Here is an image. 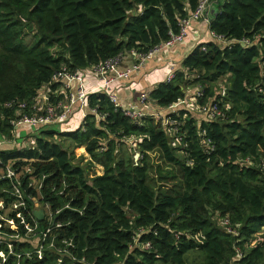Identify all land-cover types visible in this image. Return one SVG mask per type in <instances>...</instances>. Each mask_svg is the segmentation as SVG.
Listing matches in <instances>:
<instances>
[{
    "label": "trees",
    "instance_id": "1",
    "mask_svg": "<svg viewBox=\"0 0 264 264\" xmlns=\"http://www.w3.org/2000/svg\"><path fill=\"white\" fill-rule=\"evenodd\" d=\"M197 2L0 0V133L14 131L16 111L7 101L28 102L63 67L81 70L131 49L147 52L176 34ZM208 27L234 42L196 45L147 100L165 109L197 86L196 103L215 105V118L197 120L179 108L166 114L170 125L152 115L132 122L96 91L87 95L88 108L104 118L89 111L74 130L41 129L32 146L0 149V167L16 160L45 174L40 201L59 210L53 221L60 226L50 236L57 245L73 244L75 259L62 256L61 264H264V0H223ZM29 33L35 39L25 43ZM127 138H134V151ZM82 147L86 166L74 163V149ZM6 187L0 180V190ZM5 195L0 191L7 203ZM223 218L236 234L222 229ZM31 248L22 242L14 250ZM57 256H22L19 263L56 264ZM17 261L9 254L3 264Z\"/></svg>",
    "mask_w": 264,
    "mask_h": 264
},
{
    "label": "built area",
    "instance_id": "2",
    "mask_svg": "<svg viewBox=\"0 0 264 264\" xmlns=\"http://www.w3.org/2000/svg\"><path fill=\"white\" fill-rule=\"evenodd\" d=\"M212 2L213 0H198L195 8L185 18L179 20V31L176 34H170L167 40L153 46L147 52L140 53L134 49L126 51L136 58L131 67L121 68L124 52H120L97 64L91 65L101 83L102 91L99 92H103L114 107L119 108L123 115L132 122H139L143 116L150 115L144 113L141 109V106L148 103L147 93L140 95V98H138V106H123L119 102L115 91L111 89V82L115 79L127 78L131 72L139 70L145 60L154 56L155 53L182 42L193 20L202 18L208 23L209 18L207 14L211 11ZM210 34L214 42L218 44L228 45L234 42V40L227 39L212 31H210ZM240 42L248 44L249 40L244 38ZM174 74L175 72L172 70L168 74L166 81H170ZM50 85H54L53 88ZM201 94L200 88L197 87L190 97L192 98V105L195 108L192 105L188 107L194 108L200 114L201 118H215L220 114L219 109L215 105H200L196 103L195 98ZM87 95L88 93L84 89L80 70L70 71L65 67L61 68L51 76L50 83L41 87L37 95L28 102L12 99L5 103L6 107L16 111L14 119L10 120V124L14 129V138L18 139L20 130L27 127H30L29 130L32 128L36 129L31 131H39L45 129L43 128L44 126H50L48 128H51L52 125L66 123L72 118L73 112L77 107L87 108L88 112H94L97 119L104 118L102 115L96 114L94 109L90 110L88 108ZM180 103L181 105L183 103L186 104L184 99H178L177 102L165 109L169 110V113L175 112L177 110L176 105ZM152 116L161 118L164 125L171 124V121L167 120L166 114L164 116H160L159 114ZM82 121L83 119H81L80 124ZM30 139L32 140L31 144H33L34 138L30 137ZM16 143L19 145V148L29 146H26L22 141ZM16 162L18 161L11 160L0 167V180L7 181V187L2 188L0 191L5 193V197L9 199L6 203L4 196H0V245L3 246V249L0 250V264L6 261L9 254L16 256L18 259L16 264H20L19 259L22 256V259L27 260L33 258L40 259L47 252L58 254L56 264L62 263V256H67L71 260H74L75 257L69 250V247L73 246L72 241L63 239L61 240V244L57 245L54 242V238L50 236L52 226H60L59 222L55 223L53 221L54 213H57L59 210L52 211L50 210L48 202L40 201V191L45 174L35 175L29 163L15 165ZM65 207H68V205ZM7 209H9L8 212ZM37 209H42L43 211L42 220H46L48 223L45 227H41L39 224L40 221L33 215V210ZM10 213H15V218H10ZM220 224L222 225V229L227 233L236 234L235 229L230 226L227 219H221ZM22 242H28L32 248L22 253L15 252V246ZM143 247L148 249L150 248V244L146 242L143 244ZM241 254V251L237 250L236 257H240Z\"/></svg>",
    "mask_w": 264,
    "mask_h": 264
},
{
    "label": "crops",
    "instance_id": "3",
    "mask_svg": "<svg viewBox=\"0 0 264 264\" xmlns=\"http://www.w3.org/2000/svg\"><path fill=\"white\" fill-rule=\"evenodd\" d=\"M219 2L220 0H213L211 4V11H209L207 14L208 18H210L213 11L217 9V5L220 4ZM208 23L205 22L202 18L193 20L182 42L176 43L169 48H165L160 52L155 53L154 56L145 60L143 66L139 70L131 72V74L127 78L113 80L111 82V89L115 91L119 102L123 106H138V98H140V95L142 93H148L155 86H157L158 83L166 81L168 74L172 70L175 72L176 70L182 69V60L191 51L192 48L201 43L209 41L214 42V39L210 34ZM135 59L136 58L134 56L130 55L127 52H124V58L121 64V68L131 67ZM80 72L82 75L84 89L87 93L102 91L100 80L93 70L92 66L83 68L80 70ZM196 89L197 86L189 87L186 92V96L183 99L185 100L187 98L189 100H192L190 96L195 92ZM182 105L181 103L176 105V109L184 108L191 111L190 109L192 108L185 107L184 103ZM192 107H194V105H192ZM141 109L144 111V113L150 115L159 114L160 116H164L165 114L169 113V110L161 108L151 101L141 106ZM87 113V108L77 107L73 112L72 120H75L80 125L81 119H83ZM76 122H73V124H76ZM70 123L71 121L69 119L66 123H63V125L70 126ZM77 127H75L74 129H76ZM62 131L69 130L65 129ZM82 149L84 148L82 147ZM96 172L97 174H100L102 172L101 166H95V173Z\"/></svg>",
    "mask_w": 264,
    "mask_h": 264
},
{
    "label": "rangeland",
    "instance_id": "4",
    "mask_svg": "<svg viewBox=\"0 0 264 264\" xmlns=\"http://www.w3.org/2000/svg\"><path fill=\"white\" fill-rule=\"evenodd\" d=\"M222 1L223 0H220L219 3H221ZM33 38L35 39V37H31V33H29V34H27V37L24 39V42L25 43H30L33 40ZM185 102H186V104H184V106L187 107V108H189L188 106L192 105V101L187 99V98L185 99ZM194 108L190 109V110H191V113L194 115V117L198 120L200 118L199 117L200 114H198L197 111ZM70 121H71L70 126L59 124V125H52L51 128L55 129L57 132H61L62 130H65V129L72 130V129H74L75 127H77L79 125V123L76 122L75 120H72V118H70ZM73 122H76V124H73ZM169 125L165 126L166 129H167L166 131L168 132V136H170V138H171L172 144L175 145L176 141H175V138H173L172 129H168V128H170ZM48 127H50V126H44L43 128H48ZM29 128L30 127L21 129L20 133H19L20 136H19L18 139L14 138L13 133L11 135L1 134L0 133V148L1 149H5V150L12 149V148H19L18 147L19 145L16 142L20 143L21 141L26 146H28V145L32 146L33 144H31L32 140L30 139V137L31 138H35L36 135L39 134V132L38 131H31V130H36V129L32 128V129L29 130ZM53 140L56 141V142H61V138L58 137V136L56 138H53ZM125 141H126V147L128 149L134 151V148H135V144H134L135 140H134V138H127V139H125ZM88 159H89V157H87V154L84 152V149H82V148L74 149V163H77V164H79L81 166H86ZM149 162H151L154 166L157 163H160L159 162V158H158V154L156 152L150 153ZM154 166H153V170H152V175H154V177H156V175H155L156 172H155V167ZM96 174H97V172H96ZM8 211H9V209H7V212Z\"/></svg>",
    "mask_w": 264,
    "mask_h": 264
},
{
    "label": "water",
    "instance_id": "5",
    "mask_svg": "<svg viewBox=\"0 0 264 264\" xmlns=\"http://www.w3.org/2000/svg\"><path fill=\"white\" fill-rule=\"evenodd\" d=\"M33 215L38 219V220H42L43 219V211L42 209H37V210H33Z\"/></svg>",
    "mask_w": 264,
    "mask_h": 264
}]
</instances>
